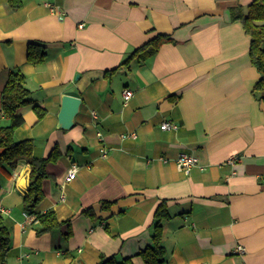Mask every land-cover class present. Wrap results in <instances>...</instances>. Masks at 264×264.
<instances>
[{
    "label": "crops",
    "instance_id": "obj_1",
    "mask_svg": "<svg viewBox=\"0 0 264 264\" xmlns=\"http://www.w3.org/2000/svg\"><path fill=\"white\" fill-rule=\"evenodd\" d=\"M253 1L22 0L12 10L0 0V126L8 125L1 91L19 70L46 114L37 121L21 109L14 139L32 140L36 158L57 148L37 211L62 223L39 234V223L25 220L26 161L0 172L5 264L111 256L144 264L139 254L151 245L161 203L170 215L160 222L164 264H264V105L252 96L259 75L249 38L230 17ZM157 34L170 42L122 65ZM30 44L44 48L43 63H28ZM64 95L81 101L67 130L58 127ZM163 121L177 129H161ZM180 153L197 159L188 174L176 166ZM71 164L77 173L61 190Z\"/></svg>",
    "mask_w": 264,
    "mask_h": 264
},
{
    "label": "trees",
    "instance_id": "obj_2",
    "mask_svg": "<svg viewBox=\"0 0 264 264\" xmlns=\"http://www.w3.org/2000/svg\"><path fill=\"white\" fill-rule=\"evenodd\" d=\"M12 10L22 5V0H7ZM231 20L239 22L246 36L249 38L248 56L250 63L256 69L259 78L252 89L254 99L264 105V0H254L244 11L237 7L230 11ZM170 42L168 35L157 34L145 44L135 49L122 65L136 59L142 63L157 53L161 45ZM46 54L43 47L30 44L27 49V61L32 65L43 63ZM30 107L40 121L46 110L37 105L30 97L25 86V77L19 70H12L1 91V112L8 121L7 126H0V172L10 174L19 161L24 160L30 167L29 188L23 198V208L29 215L34 216L41 229L39 234L59 228L62 223L56 218L53 211L39 213L38 206L44 200L43 182L48 178L46 168L56 163L59 152L54 148L46 158H36L33 155V141L26 139L16 141L15 130L23 125L24 118L21 109ZM106 204H103L105 206ZM170 215L164 203H161L154 213V234L151 245L141 251L139 256L144 264H164L165 250L161 245L162 227L160 222L169 219ZM69 234H66V236ZM10 249V232L4 224V217L0 213V264L6 263V256ZM97 264H132L130 258L118 260L116 256L101 257Z\"/></svg>",
    "mask_w": 264,
    "mask_h": 264
},
{
    "label": "built area",
    "instance_id": "obj_3",
    "mask_svg": "<svg viewBox=\"0 0 264 264\" xmlns=\"http://www.w3.org/2000/svg\"><path fill=\"white\" fill-rule=\"evenodd\" d=\"M59 19L61 20L62 17L59 16ZM122 96H123L124 102H127L131 98L132 93L129 90L125 89L122 92ZM160 127H161V129L168 130V131H175L177 129V125H175L169 121H163L161 123ZM132 136L134 137V135H132ZM97 137H98L100 142L103 141L100 133L97 134ZM100 153H101L102 158H105L106 151L104 148L100 149ZM236 161H237V158L233 157L232 159L229 160V163H234ZM196 165H197V159L194 156H191V155L186 154V153H180L177 157L176 166H177L179 171H181L185 174H188L190 172V170L193 167H195ZM76 173H77V166L75 164H71L66 171L64 182L60 187L61 190H63V188L65 187V184L71 182L74 179ZM60 200L64 201V195L63 194H61ZM3 212H4V210L0 206V213H3ZM23 216H24L25 220L36 221L34 216L29 215L27 212H24ZM235 253L244 254L245 249L242 246H237L235 249Z\"/></svg>",
    "mask_w": 264,
    "mask_h": 264
},
{
    "label": "water",
    "instance_id": "obj_4",
    "mask_svg": "<svg viewBox=\"0 0 264 264\" xmlns=\"http://www.w3.org/2000/svg\"><path fill=\"white\" fill-rule=\"evenodd\" d=\"M80 99L64 95L62 97L61 110L58 115V127L67 130L73 125L74 117L76 116L79 106Z\"/></svg>",
    "mask_w": 264,
    "mask_h": 264
}]
</instances>
